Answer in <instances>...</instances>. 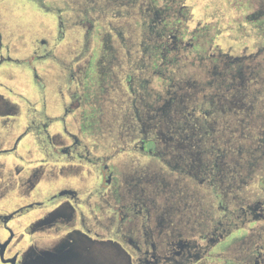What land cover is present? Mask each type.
<instances>
[{"label": "flooded vegetation", "instance_id": "1", "mask_svg": "<svg viewBox=\"0 0 264 264\" xmlns=\"http://www.w3.org/2000/svg\"><path fill=\"white\" fill-rule=\"evenodd\" d=\"M27 2L54 13L42 0ZM7 7L8 1L0 0V128L4 127L0 157L13 161V167L0 171V180L7 177L0 183V200L7 204L14 189L19 199L0 210V264H230L212 250L239 226L250 236L244 240L238 264H264L263 194L238 201L234 211L223 207L230 220L226 230L214 232V227L205 233L198 229L195 190L200 188L206 195L212 191L217 197L219 185L216 159L209 162L201 179L194 170L203 152L213 155L219 148L214 126L193 117L199 111L208 112L191 103L192 118L180 122L174 137L168 139L173 156L170 151H159V140L165 142L168 137L147 134L150 115L159 114H150L148 95L136 97L133 76L126 74L125 91L117 87L114 92L119 116L104 115L101 104L106 98L87 86L85 69L91 61L84 56L70 59L59 77L50 81L57 93L55 102L47 105L46 84L37 71L39 59L48 55L47 42L33 38L23 44L2 19L1 11H9ZM165 31L160 35H166ZM225 64L230 68L228 61ZM238 74L245 77L243 70ZM61 82L62 89L58 88ZM147 83L142 80L140 87L144 89ZM169 93L165 89L164 94ZM167 97V104L156 111L168 107ZM160 100L161 96L155 98ZM108 104H112L110 99ZM133 119L142 123V134H122L121 129ZM102 124L115 129L103 136ZM111 138L118 139V145L108 152L103 143ZM167 154L174 163L165 158ZM27 156L34 159L25 160ZM149 159H158L176 175L162 184L173 185L178 192L177 201L168 206L175 209L173 214L163 210L151 215ZM78 165L85 166L86 176L81 184L72 185L65 179L66 172ZM55 171L64 179L61 183L54 181ZM40 182L50 186L47 192L38 186ZM245 182L239 179L237 187L242 190ZM257 185L264 190L263 177ZM165 191L155 187L153 194L160 199Z\"/></svg>", "mask_w": 264, "mask_h": 264}, {"label": "rangeland", "instance_id": "2", "mask_svg": "<svg viewBox=\"0 0 264 264\" xmlns=\"http://www.w3.org/2000/svg\"><path fill=\"white\" fill-rule=\"evenodd\" d=\"M7 1L9 11H1L2 19L21 36L22 43L28 44L33 38H44L47 42L48 55L39 59L37 67L41 81L46 84L47 105L56 99L55 77L65 70L70 59L84 56L91 61L85 69L87 86L106 98L101 107L108 117L119 116L120 106L113 104L114 92L117 87L125 91L124 77L129 73L133 76L135 96L147 94L150 114L159 113L150 115L147 134L168 137L165 142L159 140V151H170L173 156L172 141L168 139L174 137L180 122L192 118L191 103L208 112L205 115L199 111L193 117L198 118V123L207 121L214 126L213 138L219 148L213 155L203 152L194 170L199 180L209 162L216 159L220 168L215 182L219 185L217 197L212 191L206 195L200 188L195 190L198 229L207 233L217 227L214 232H222L230 222L223 207L234 211L238 201L262 194L264 197V190L257 185L259 178H264V0H42L54 8L53 14L35 8L27 0ZM161 31L166 35L161 36ZM227 61L230 68L225 64ZM239 70H243L245 77L239 76ZM142 80H148L144 89L140 87ZM63 85L64 82L59 83L58 88ZM226 87L229 89L225 90ZM165 89L170 93L164 94ZM159 96L161 100L155 101ZM167 96L168 107L156 111L155 108L167 104ZM0 129L3 136L4 127ZM110 129L114 130V125L102 124L103 136ZM121 130L124 135H141L142 123L133 119ZM103 144L111 152L118 139H107ZM172 156L167 154L165 158L174 163ZM12 162L0 157V171L10 170ZM148 162L153 179L151 215H159L163 210L173 214L175 209L168 206L177 201L178 192L175 186L162 184L164 179L173 181L176 175L158 159ZM84 168L69 167L66 181L81 184L86 176ZM54 173V181L61 183L62 176ZM239 179L246 180L242 190L237 187ZM38 186L43 192L50 187L44 182ZM155 187L166 189L160 199L153 194ZM16 191L11 192L7 204L0 200V210L17 202ZM228 234L212 252L216 257H224V263L238 264L244 240L250 233L239 226ZM101 263L118 264L98 262Z\"/></svg>", "mask_w": 264, "mask_h": 264}]
</instances>
